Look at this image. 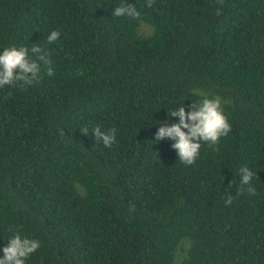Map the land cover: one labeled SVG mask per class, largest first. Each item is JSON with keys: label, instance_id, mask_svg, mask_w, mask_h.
Returning a JSON list of instances; mask_svg holds the SVG:
<instances>
[{"label": "trees", "instance_id": "obj_1", "mask_svg": "<svg viewBox=\"0 0 264 264\" xmlns=\"http://www.w3.org/2000/svg\"><path fill=\"white\" fill-rule=\"evenodd\" d=\"M121 2L0 0V52L40 64L0 88V257L18 231L41 243L25 264H264V0H126L138 18ZM197 92L231 131L185 166L154 134Z\"/></svg>", "mask_w": 264, "mask_h": 264}, {"label": "clouds", "instance_id": "obj_2", "mask_svg": "<svg viewBox=\"0 0 264 264\" xmlns=\"http://www.w3.org/2000/svg\"><path fill=\"white\" fill-rule=\"evenodd\" d=\"M220 4L224 0H219ZM153 0H147L148 7H151ZM219 14V10L217 12ZM113 16H128L138 18L139 12L134 4L122 0L112 13ZM60 37L58 30H53L47 36V42L53 43ZM33 53L40 54V47H33ZM38 60L46 65H50V60L46 51L38 56ZM40 64L36 60L30 59L26 47H5L0 52V88L19 84L21 87L38 83L40 80ZM47 75H54L51 66L47 69ZM196 95L203 98L189 106L185 110L184 104L178 108L168 110L169 117H178V122L172 123L171 120L163 123L155 132V140L159 141L169 138L173 143L171 147L177 151L179 160L185 165H193L200 154L202 142L209 145L216 144L220 137L226 136L231 131V124L223 112L220 97H211L197 92ZM95 141H102L106 148H111L116 142V129L113 127L103 131L100 126L92 129ZM84 134L87 129L81 130ZM240 185L239 192H243L244 185H247L249 195H255L256 189L251 185L253 171L247 166L239 169ZM231 187V182L228 184ZM233 197L231 195L225 200L226 205H231ZM41 247L38 239L22 236L18 231L14 232L8 239V243L3 247V256L0 257V264H25L27 258Z\"/></svg>", "mask_w": 264, "mask_h": 264}, {"label": "rangeland", "instance_id": "obj_3", "mask_svg": "<svg viewBox=\"0 0 264 264\" xmlns=\"http://www.w3.org/2000/svg\"><path fill=\"white\" fill-rule=\"evenodd\" d=\"M142 31H143L144 33H147V32H149L150 30H149L148 27H143V28H142Z\"/></svg>", "mask_w": 264, "mask_h": 264}]
</instances>
